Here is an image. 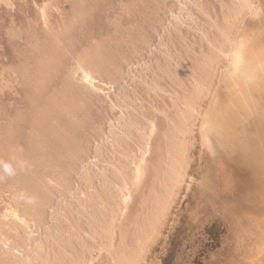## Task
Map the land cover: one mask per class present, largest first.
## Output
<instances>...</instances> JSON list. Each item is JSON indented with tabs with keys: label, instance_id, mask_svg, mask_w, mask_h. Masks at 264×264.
Masks as SVG:
<instances>
[{
	"label": "rangeland",
	"instance_id": "rangeland-1",
	"mask_svg": "<svg viewBox=\"0 0 264 264\" xmlns=\"http://www.w3.org/2000/svg\"><path fill=\"white\" fill-rule=\"evenodd\" d=\"M259 35L264 0H0V264H264L226 200L262 104L239 162L207 121Z\"/></svg>",
	"mask_w": 264,
	"mask_h": 264
},
{
	"label": "bare ground",
	"instance_id": "bare-ground-1",
	"mask_svg": "<svg viewBox=\"0 0 264 264\" xmlns=\"http://www.w3.org/2000/svg\"><path fill=\"white\" fill-rule=\"evenodd\" d=\"M232 67L233 69H231L227 76L229 78L227 82H232V84L230 85V92L223 95L226 97V99L224 102H222V107L220 110L218 109L216 112H208V115L210 114V118L207 119V121H209L210 125L218 129L219 134H225L226 137L229 138V141L226 143L227 149H230L228 148L229 145H235V147L231 151L235 153L237 158H232V161L239 162L243 159L242 154L239 151L241 147L240 139L243 138V124L245 123L244 140L249 139L248 135L246 134V130L248 129L247 126L253 125V123L249 125L245 119V112H247L245 108H248L251 98L249 96L248 99L246 97L247 94H254L253 96L256 97L262 104L261 120L264 121V36H254L252 39L249 36L246 39L245 36H242L239 40V46H237V49L235 51L234 59L232 61ZM254 150H252L251 148L250 151H245L243 155L246 156L247 153L249 155L243 163L248 165V168L250 169V175L253 178H257L261 174H263L264 176V148L259 146L258 152H254ZM245 172L246 174H249L247 171ZM220 182L222 183V181ZM221 183L219 185H222ZM251 185L255 192L258 193L253 192L256 194V196L250 195L246 198L249 203L244 202V200H242L243 198H241V195L236 198L234 196H231L232 193H230L228 190L225 191L226 193H230L228 194L229 198L226 199L229 203L228 205L230 206L228 208V212L230 213L228 214L229 216H232L231 219H233V221L235 219V223L233 225L236 231H241V224H239L241 222V218L245 221L247 220V222L250 224V227L253 225V218L255 219V221H258L260 219L256 217V215L259 214L258 209L263 207L262 203L264 202V178L262 177L260 185L256 186L253 184V182L251 183ZM262 188L263 191L261 190ZM213 198H215L214 195ZM258 225L262 228V230H259L257 228ZM263 229L264 222L259 221L258 223H255L256 232L252 233L253 228L247 229L246 236L248 235L247 237L252 236L257 238L263 237V239L261 240L262 243L259 244H262L264 248ZM255 247H257V244L255 245ZM256 250L260 252L261 248Z\"/></svg>",
	"mask_w": 264,
	"mask_h": 264
},
{
	"label": "clouds",
	"instance_id": "clouds-1",
	"mask_svg": "<svg viewBox=\"0 0 264 264\" xmlns=\"http://www.w3.org/2000/svg\"><path fill=\"white\" fill-rule=\"evenodd\" d=\"M3 168H4V171H5L6 173H8V174H11V173H12V168H11L10 165H8V164H4V165H3Z\"/></svg>",
	"mask_w": 264,
	"mask_h": 264
}]
</instances>
